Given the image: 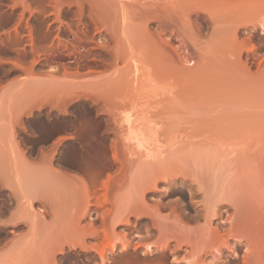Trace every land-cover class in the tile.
Wrapping results in <instances>:
<instances>
[{
    "label": "rangeland",
    "instance_id": "1",
    "mask_svg": "<svg viewBox=\"0 0 264 264\" xmlns=\"http://www.w3.org/2000/svg\"><path fill=\"white\" fill-rule=\"evenodd\" d=\"M62 2L59 4L64 5L62 20L71 22L75 29L77 20L82 18L80 22L88 27L86 36L80 33L83 42L75 51L70 45L61 44L60 47L57 44L59 32L65 39L72 40L74 36L54 15L57 4L54 0H0V33L3 34H0V173L4 172L5 178L1 176V180L5 182L7 177L9 181L17 178L15 166L19 163L21 166L27 159V163L45 159L57 168L70 169L85 178L79 179L84 196L81 225L84 230H81L77 241L62 244L64 253L57 254L56 260H52L58 264L99 263L101 259L96 252L71 250L70 247L80 245L83 237L88 245L101 241V237H94L91 230L105 228L109 232L113 230L109 246L115 243L120 250L126 241L124 238L128 237L131 241L127 252L110 255L111 264L121 255L135 254L134 246L138 244L141 248L137 254L141 258L155 259L164 255L165 264L211 263L215 258L213 248L220 247L218 244L222 243L212 233L215 228L223 234L230 229L229 218L240 217L241 213L245 215L248 211L264 213V34H261L260 28L253 33L254 44L258 46L256 51L243 49L240 43L253 24L264 21V0ZM24 8L27 10L22 16ZM79 8L84 11L80 19ZM30 10L37 12L30 16ZM93 20L103 27V31H95ZM28 24L34 27L37 44L47 49L39 57H34L32 53ZM16 25L19 32L14 31ZM235 29L239 30L238 38L234 35ZM109 48L118 56H114ZM186 48L188 51H185ZM137 53L149 61L146 63L152 67L156 83H160L156 86L165 89L159 94L160 100L156 96L154 99L150 97L152 102L147 101L150 105H156L158 101L153 110L154 119L161 128L160 141L168 147L172 146H164L166 150L162 148L163 153L155 159L143 156L135 146L128 145L120 128L122 118L132 110L134 103L140 101L130 73ZM33 58L36 64L32 71L27 72ZM189 60L197 64L190 68ZM18 62L26 66L27 71L20 68ZM64 63L70 71L79 70L81 74L64 73ZM89 69L93 72H87ZM84 92H90L96 98L93 101L81 98L73 102L67 108L69 116L62 113L61 107L54 108L57 103L53 98L79 97ZM25 96L32 100L16 108L15 101ZM104 108H109L114 118L110 117L111 112L109 118L107 114L98 115V112H104ZM31 113L33 117L28 118ZM49 117L53 118L54 125L61 127V132L43 136L37 125ZM89 129L92 132L87 131ZM68 134L75 136L76 141L71 155L67 153V143L61 139L54 144V148L48 149L51 140ZM114 140L117 141L120 162L113 159ZM99 156L102 158L99 159ZM78 167L83 169L77 170ZM216 169L221 173L218 184L238 202L239 209L222 205L221 217L214 219L212 206L216 201H210L196 191L191 179L200 172L208 174L207 187L212 188L209 184L216 185L212 174ZM94 171L100 172V178L97 176L93 180L89 176ZM107 174L113 180L110 190H107V202L99 208L97 193H104L99 188ZM141 178L146 181L139 191L137 205L141 207L140 213L158 204L157 213L163 224L169 231H182L186 235V245L178 247V239L174 237L167 249L143 256L147 243L156 242L159 234L157 229L152 228L151 219L133 216L132 225L120 223L112 228L121 200L131 188L139 185ZM9 181L6 183L9 184ZM1 182L0 255L8 244L36 239L38 224L49 214V204L45 199H35L31 204L19 191L13 193L19 187L16 182L10 188L16 189L13 192ZM87 187L91 190L88 196L85 195ZM104 212L106 222L102 223L100 215ZM23 214L30 219L27 225L17 224ZM96 216H99L98 220L93 219ZM31 220L33 224H30ZM261 222L264 224V220ZM137 232L144 236L149 233L150 237L136 238L134 235ZM165 240H157L158 245H163ZM228 240L229 246L236 242L235 238ZM243 242L245 244L237 248V257L229 246H221L222 256L216 264H244L243 257L248 253L246 248L249 243L246 240ZM201 259L204 261L201 262Z\"/></svg>",
    "mask_w": 264,
    "mask_h": 264
},
{
    "label": "bare ground",
    "instance_id": "2",
    "mask_svg": "<svg viewBox=\"0 0 264 264\" xmlns=\"http://www.w3.org/2000/svg\"><path fill=\"white\" fill-rule=\"evenodd\" d=\"M55 1V6H54V15L57 17V20H60L61 21V25L65 24L69 29V31L73 34V39L72 40H69L68 38L65 39L63 38L61 35H60V32L57 33V38H58V42L57 44H59L58 46L61 47V44H65L66 46L70 45L74 48V51L77 49H79L78 47L81 46L80 43L83 42V38L81 37V35H85L87 34L88 32V27H87V24H84L83 22H80V17H82L84 15V11H83V8H79V10L77 11V13L79 14L78 18L80 20H77L78 23H77V28L74 29V27H72V23L69 22V21H66V20H62L61 17V10H62V5H59V4H63L62 0H54ZM26 8H24V10L22 11L21 15L23 16L26 12ZM93 10V9H92ZM94 11V10H93ZM92 11V13H94ZM30 16L33 15L35 12L37 11H34V10H30ZM52 14V12H50ZM49 13V14H50ZM76 13V14H77ZM77 14V15H78ZM97 15V13H95ZM92 15V14H91ZM212 17V16H211ZM76 18V19H78ZM93 22H95L93 20ZM94 24V29L95 31L97 32H101L103 31V27L101 28V26H99V23H93ZM29 25V24H28ZM60 25V26H61ZM249 26V25H248ZM29 27V36H30V39H31V50H32V53L34 54V57L36 56H40L42 54V51H47V49L45 50L44 48H41V46H39L37 44V38L35 36V32H34V27H32L31 25L28 26ZM81 27V28H80ZM257 28H260L261 29V34H264V21H260V23L257 25V24H253L251 28H249L247 30V36L245 38H243L242 40H240V43L242 45V48L243 49H246V50H255L258 48V46L256 47V45L254 44V41H253V37H254V31H256L255 29ZM13 29V28H12ZM16 32H19L18 31V28H17V25L15 26L14 28ZM80 29V30H78ZM11 30V29H10ZM80 31V32H79ZM8 34L10 33V31H7ZM6 32V33H7ZM5 33V32H4ZM81 33V35H80ZM2 34V32L0 33ZM238 34H239V30L238 29H235L234 31V35L236 38H238ZM3 35V34H2ZM18 35V34H16ZM10 36V35H9ZM10 39V38H9ZM17 39V37L15 38ZM13 41V40H11ZM16 41V40H15ZM14 41V42H15ZM103 41V39L101 40ZM170 41V40H169ZM181 41L183 42V45L185 44L183 39L181 38ZM4 42V41H3ZM168 42V41H167ZM106 44V42H103ZM169 43V42H168ZM167 43V45H168ZM100 44V43H98ZM171 44V43H170ZM55 46V45H54ZM100 46V45H99ZM102 47L105 46L104 44L101 45ZM169 46H172V45H169ZM83 47V46H82ZM110 47V46H109ZM52 49V46L50 47L49 45V49ZM55 48V47H53ZM81 48V47H80ZM84 48V47H83ZM96 48V47H94ZM98 48V47H97ZM104 48V47H103ZM44 49V50H43ZM68 49V48H67ZM100 49V48H99ZM105 49V48H104ZM55 50V49H54ZM110 51V48L108 49ZM86 51V50H85ZM185 51H188V49L186 48ZM110 52H113V51H110ZM140 52V51H139ZM178 52V51H177ZM81 53V52H79ZM105 53V52H104ZM114 53V52H113ZM113 53L111 55H113ZM142 55H143V52L141 51ZM140 54H136L134 56V59H133V63H132V71L130 72L132 74V82L133 84L135 85V89H137L136 91H138V95H139V100L137 103H134L135 105L131 106L132 110L127 112L125 114V116L122 118V122H121V130H123V133H124V140L126 141V143L128 145H130L131 147L132 146H135L136 149L139 151H141L147 158H154L155 157L157 158L161 153L162 151V148L164 146H166L165 148H167L168 146L167 145H164L163 142L160 141V126L158 125L157 121L154 119V108H156V105L158 104V101L155 102L157 103L156 105H150L147 101L149 102H152V100L154 98H157L158 97H161L159 96L160 93H163L165 91V89H162V88H159L157 87L156 85H159L158 83H156V77L155 75H153L154 73H152V67L150 66V64L148 65L147 62H149L148 60H144L142 55ZM179 53V52H178ZM109 54V53H108ZM116 53H114V56H118L117 54L115 55ZM85 55V54H84ZM110 55V54H109ZM145 55V53H144ZM113 56V58H115ZM119 57H116V59H118ZM145 58H147L145 56ZM116 59H114V62L116 63ZM22 60V59H21ZM20 60V62H22ZM116 60V61H115ZM119 60V59H118ZM1 62V61H0ZM15 63V62H14ZM118 63V62H117ZM187 63V62H186ZM189 63V67H193L195 66L197 63L196 61L194 60H189L188 61ZM19 64V66H21L20 68L24 69L27 71V67L22 65L21 63H17ZM16 64V65H17ZM36 64V59L33 58V60L31 61V67H29L28 71L27 72H30L31 69H33V65ZM103 64V63H102ZM114 64V63H113ZM62 67V66H61ZM151 67V68H150ZM188 67V66H187ZM70 67L64 63L63 64V71L64 73H70V74H73V73H76V74H81V72L79 70H76V71H70L69 69ZM56 70V69H55ZM152 70V71H151ZM32 71V70H31ZM87 72H93V69H89ZM86 72V73H87ZM156 74V73H155ZM157 76V75H156ZM159 76V75H158ZM159 79V77H158ZM157 79V80H158ZM161 82V81H160ZM169 91V90H168ZM167 91V92H168ZM137 94V93H136ZM81 96L79 97H74V96H69V97H66V98H53L56 100V105L54 106V108H58V109H61L62 108V113H64V115L66 116H69L70 114L68 113V106L71 105L73 102L75 103L76 101H78L79 99L83 98L84 100L86 101H90L92 100L93 101V98L95 97L93 94H91L90 92H84L82 94H80ZM164 95V94H163ZM153 98V99H150ZM96 98V97H95ZM145 98V99H144ZM146 101H144V100ZM147 99H150V100H147ZM159 99V98H158ZM160 100V99H159ZM91 101V102H92ZM94 103V102H93ZM96 103V102H95ZM154 103V104H155ZM51 106V105H50ZM53 106V105H52ZM90 106V105H89ZM153 106H155L153 108ZM61 107V108H60ZM52 109H54L53 107H51ZM103 109V107H102ZM105 110H103L104 112H98L100 114H107V117L109 116L108 114L111 112L109 110V108H104ZM57 110V109H56ZM101 110V109H100ZM113 110V109H112ZM31 112V111H30ZM29 112V113H30ZM60 113V112H59ZM63 115V114H62ZM63 115V116H64ZM111 115L113 116L114 114L111 112L110 113V117ZM120 115V113H119ZM117 116V115H116ZM28 117V116H27ZM30 117H33L32 113L31 115H29L28 118ZM161 117V115H160ZM109 118V117H108ZM114 118V116H113ZM34 119V118H33ZM108 120V119H107ZM110 120V119H109ZM114 120V119H112ZM160 121V119H159ZM22 122V121H21ZM21 123L19 122V125ZM53 124V118L52 117H49V118H46V120L44 122H39L38 125H37V128H38V131L41 135L43 136H50V135H54L55 133L57 132H61V127L58 126V125H52ZM160 124H162L160 122ZM164 124V123H163ZM119 125H120V122H119ZM14 126V125H13ZM16 126V125H15ZM32 126V125H31ZM89 126V125H88ZM107 126V125H106ZM170 126V125H169ZM24 127V126H23ZM108 127V126H107ZM172 128V125L170 126ZM170 128V130H171ZM26 129V128H25ZM87 131H91L90 129L87 130ZM164 131V130H163ZM92 132V131H91ZM173 132V131H172ZM122 133V132H121ZM218 135V134H217ZM37 136V135H36ZM174 136V135H173ZM218 137V136H217ZM232 137V136H231ZM172 138V137H171ZM118 139V138H116ZM166 139V138H165ZM229 139V138H228ZM219 141V140H218ZM230 141H232L230 139ZM172 142V141H171ZM170 142V143H171ZM234 142V141H233ZM163 145H162V144ZM165 143H167L165 141ZM175 144V143H174ZM172 144V145H174ZM233 145V144H232ZM113 150H114V154H113V159L117 162H120V156L118 154V150H117V141L114 140V143H113ZM170 148L172 146H169ZM168 147V148H169ZM174 147V146H173ZM221 147V146H220ZM165 148H163L164 150H166ZM24 149V148H23ZM131 149V148H129ZM25 152H28L27 149H25ZM43 152V151H41ZM136 152V151H135ZM138 152V151H137ZM44 153V152H43ZM23 154V153H22ZM25 154V153H24ZM27 154V153H26ZM43 155V154H42ZM71 155V154H70ZM44 157L46 156L45 153L43 155ZM43 157V158H44ZM100 157V156H99ZM42 158V157H41ZM40 158V159H41ZM42 158V159H43ZM102 157H100L99 159H101ZM108 158V157H107ZM97 159V158H96ZM26 160V158H25ZM45 160V159H43ZM103 160V159H102ZM28 161V159H27ZM27 161L24 163H21L22 165L20 166L19 163L18 166H15L17 168H15V172L17 173V178L15 177L14 180L12 181H15L16 179V184L17 186H19L15 192H13L14 190L13 189H10L12 188V186L16 185L14 183V185L11 184V186L9 185L10 182L12 181H9L8 179H10L9 177H7L6 181H9V184L5 182H3L2 180L5 179L4 178V172L3 174L0 175V180L2 179L1 176H3V179L1 180L5 186L8 187L9 191L11 190L14 194L19 191L23 196L22 197H25L29 203L32 204L33 201L38 200L40 198H38V194L40 195H44V193H42L41 191L44 190V188H47L45 190V193L47 194V192H49L50 190H48L50 188V183L49 181H46V179L48 178L46 175L44 177V173L41 170V168L39 170L38 167H35V168H31L30 166L33 164L31 162H28ZM95 161V160H94ZM100 161V160H99ZM105 161V160H104ZM95 163V162H93ZM100 162H98L99 164ZM35 165V164H34ZM39 164L37 163L36 166H38ZM4 166V165H3ZM9 166V165H8ZM12 166V165H11ZM42 167V166H40ZM12 168V167H11ZM103 168V167H102ZM0 169H1V165H0ZM8 169V168H7ZM13 169V168H12ZM3 170V169H2ZM45 170V169H44ZM70 170V169H69ZM69 170H66V171H69ZM7 171V170H6ZM13 171V170H12ZM65 170H60V172L62 174H64L66 176V178H70V177H73V178H76L77 180H79L78 178L80 177H77V173L75 172H70L69 171V174H72L75 173V177L70 175V176H67L68 173L66 172ZM92 171V170H91ZM101 171V170H100ZM2 172V171H0ZM14 172V171H13ZM12 172V173H13ZM45 172V171H44ZM59 172V170H58ZM59 172V174H61ZM102 172V171H101ZM213 172V171H212ZM211 172V173H212ZM7 173V172H6ZM11 173V172H10ZM11 173V174H12ZM49 173V172H48ZM67 173V174H66ZM103 173V172H102ZM47 174V173H46ZM100 172H92V174H89V176L95 180V178L97 176H100L99 175ZM213 176H214V179L216 181V185L215 183L211 185V183L209 184V186H212V188H209L207 187V182L209 181H206V176L208 175H205V173H201L192 177V185L195 186V189L196 191H198L199 193H201L202 195H204V197H206L207 199L209 198L210 201L211 200H214L216 201L215 202V205L212 206L214 207V209L212 210V215H213V218L214 219H217V218H220L221 217V207L222 205H230L231 207H234L236 209H239L238 208V202L229 194L227 193V191H225L223 188L220 187V184H218V182H221L218 181V179H221V173H220V170H214V172L212 173ZM210 175V173H209ZM78 176H81L80 174ZM210 177V176H209ZM83 178V176H82ZM102 178V177H101ZM168 178V177H167ZM12 179V178H11ZM85 179V178H83ZM210 179V178H209ZM213 179V177H212ZM50 180V179H49ZM101 180V179H100ZM99 180V181H100ZM113 178L110 174H107L106 176V179H102L101 180V188H99L97 186V188L100 189V191L103 193L102 195L100 193H97L98 196H97V206H99V208L102 206L104 207V203L107 202V194L109 195V193L107 192L108 188L110 190V187H111V184H112V181ZM170 180V179H169ZM168 180V181H169ZM0 181V182H1ZM211 181V180H210ZM1 182V183H2ZM51 182V181H50ZM53 182V181H52ZM84 182V181H83ZM92 183H94V181H91ZM228 182V181H227ZM224 183V181H223ZM233 183V182H232ZM54 184V182H53ZM231 184V182H230ZM93 185V184H92ZM147 185V184H146ZM219 187H218V186ZM16 186V187H17ZM45 186V187H44ZM55 186V185H54ZM229 186V185H228ZM232 187V185H230ZM1 187V186H0ZM3 187V186H2ZM53 187V186H52ZM146 187V186H145ZM191 187V186H190ZM226 187V185H225ZM6 188V187H5ZM14 188V187H13ZM97 188L95 187L96 191H97ZM103 188V189H102ZM227 188V187H226ZM43 189V190H42ZM57 189V188H56ZM55 189V190H56ZM98 189V190H99ZM102 189V190H101ZM108 190V191H109ZM228 190V188L226 189ZM57 191V190H56ZM55 191V192H56ZM59 191V190H58ZM51 192H52V189H51ZM49 192V194L51 193ZM54 192V191H53ZM52 192V193H53ZM54 192V193H55ZM90 192L91 190L89 189V187L86 188V196L90 195ZM195 192V191H194ZM194 192H188L189 194H193ZM230 192V191H229ZM18 193V192H17ZM51 193V194H52ZM57 193V192H56ZM227 193V194H225ZM12 194V193H10ZM20 194V195H21ZM44 195L42 197V200L45 199V196H47L46 199H50L47 195ZM50 194V195H51ZM94 194V193H93ZM100 194V195H99ZM235 194V193H233ZM19 195V194H18ZM13 197V195H11ZM16 196V195H15ZM191 196V195H190ZM230 196V197H229ZM20 197V196H19ZM56 197V196H55ZM17 198V196H16ZM24 199V198H23ZM45 199V200H46ZM25 200V199H24ZM51 200V199H50ZM88 202V201H87ZM27 203V202H26ZM46 203V202H45ZM89 203V202H88ZM87 203V204H88ZM47 204V203H46ZM47 206V205H46ZM51 206V205H49ZM52 207V206H51ZM140 206L137 205V202L133 201L131 202L127 209H126V212H123L122 214H117L114 216V222H113V225H112V228H115L116 225L118 224H127V225H132L131 223V217H137L138 219H141V218H149L151 219L152 221V225H153V229H157L159 231V234H158V237L156 236V242L155 241H152L151 243H147L146 247L147 249L142 251V255L143 256H147V255H153L155 253H158L160 251H163L165 249H167V247L169 246V242L174 239V237H176L178 239V247H182L183 245H186L187 243V240L185 238V234L182 232V231H177V232H173V231H169V229H167V227L163 224V222L161 221V218L160 216L158 215L157 211L159 208V205L156 204L153 208L149 207L147 208L146 210H143L145 211L144 213H140ZM43 210V208L41 209ZM120 212V211H119ZM245 212V210L243 211ZM253 213V214H252ZM105 212L102 213L100 215V218L102 219V223L106 222L104 221L105 220ZM25 214H23L22 218L19 217V220L17 221V224H24L27 225V223H29L28 219H26L24 217ZM21 216V215H20ZM29 216V215H28ZM212 219V218H211ZM262 220H264V213L260 212V213H255V212H247L245 215H240V217H236L233 216L231 218H229V225H230V229L226 232V233H223L221 234V231L218 229V228H215L214 232V236H218L220 238V244H218V246L220 245V247H214L213 248V251L216 253H214V260L211 261V263H207V264H216L218 262L219 259H221L220 257L222 256V249H221V246L224 247L225 246H229L227 241H229L228 239L229 238H235V243H233L231 246H229V249L232 251L233 255H235V257H237V255H239L238 251H237V248L238 246H240L241 244H245L243 242V240H246L248 243H249V247L246 248V252H248L247 254L245 253V256L243 257V262L244 264H264V224L261 222ZM32 221V220H31ZM227 221V220H226ZM223 222V221H222ZM261 222V223H260ZM30 224H33V221L32 223L30 222ZM105 226V225H104ZM150 226V225H149ZM105 228V227H103ZM151 228H147V230H150ZM92 231V234L95 236H98V237H101V241H95L94 244L92 243V245H88L86 244L85 242V238L83 237L82 238V241L80 243V245H72L70 248L71 250H81V251H85V252H91V251H94L97 253V255L99 256L98 258L101 259V261L98 263V262H95V264H111L113 261H112V258H110V255L111 254H115V253H118V252H127L129 250V248L131 247V241L130 239L127 237V238H124L126 239L125 242H123V245L122 247L120 248V250L118 249V247L115 245V243L112 245V246H109V240L111 239V234L110 232L113 231L111 230L110 232L107 230V228L105 229H102V230H91ZM226 231V230H225ZM149 234V233H148ZM145 235L147 237H150L149 235ZM152 235V233H150ZM92 236V235H91ZM136 238H144L145 236L144 235H141V233L137 232L135 235H134ZM215 236V237H216ZM125 237V235H124ZM145 237V238H147ZM99 239V238H97ZM160 239H166L165 242L163 243V245H158L157 243V240H160ZM108 242V243H107ZM219 242V241H218ZM243 242V243H242ZM157 243V244H156ZM247 243V244H248ZM222 244V245H221ZM58 245V244H57ZM54 246V245H52ZM158 246V247H157ZM140 245H135L134 246V250H135V254H132L131 256L129 255H121V257L119 258V260L115 261L114 264H165V256L164 255H160L158 257H155V259H148V258H141L138 254H137V250L139 249ZM145 247V248H146ZM56 248V247H55ZM54 248V249H55ZM63 245H59L55 250H52L51 251V255H50V259L48 260H42V261H37L36 263L37 264H56L57 262L56 261H52V260H56V256L57 254L61 253L63 254L64 253V249H63ZM141 248V247H140ZM157 248V249H156ZM51 249V248H49ZM109 249V250H108ZM210 249V248H209ZM239 249V248H238ZM205 250V249H204ZM203 250V251H204ZM207 250V249H206ZM49 251V252H50ZM209 251V250H208ZM211 252V251H210ZM208 252V253H210ZM33 253V252H32ZM206 253V251H205ZM50 254V253H49ZM163 254V253H162ZM33 255V254H32ZM113 256V255H112ZM111 256V257H112ZM31 257V256H29ZM32 258V257H31ZM31 260V259H30ZM33 262H35L36 260H34V257H33ZM31 260V261H32ZM91 260V259H89ZM88 259L86 261H89ZM203 259H201V262H202ZM53 263H52V262ZM204 261V260H203ZM40 262V263H39ZM36 263H33V264H36ZM58 264V263H57ZM87 264V263H86ZM204 264V263H202ZM206 264V263H205Z\"/></svg>",
    "mask_w": 264,
    "mask_h": 264
},
{
    "label": "crops",
    "instance_id": "3",
    "mask_svg": "<svg viewBox=\"0 0 264 264\" xmlns=\"http://www.w3.org/2000/svg\"><path fill=\"white\" fill-rule=\"evenodd\" d=\"M31 100H32L31 97L28 96L19 98L15 101V106L16 108H19L20 106L29 103ZM58 140L59 139H57V142ZM30 162L33 163L30 166L31 168L38 167L37 170L41 168L40 171L44 173V177L45 175L48 177L46 181H49L50 183V188L48 189L50 190L49 192H51L52 189V192L53 191L55 192L57 190L56 191L57 193L51 192L52 194L50 193L51 194L50 195L49 192H47L51 200L46 199L47 196H45L46 199L45 201L52 207L48 205L49 208L48 216L38 224L39 235L37 236V238L30 242H23L19 244H8V246L4 248L3 254L0 255V264H14V263L33 264L36 263L37 261L48 260L50 259V255L52 253L51 251L55 250L59 245H62L65 242L77 241L81 237L82 234L81 230H84L83 227L81 226L83 225L82 212L84 207V196L79 186V180L73 177L66 178L64 174L62 173L59 174L60 170H65V169H60L55 167L52 162H48L44 160L43 161L36 160ZM37 163L39 164L38 166H36ZM76 169L82 170L83 168L78 167ZM66 172L68 173L67 176L72 175L69 174V171ZM74 174L75 173H73L72 176L75 177ZM78 175L79 174L77 173L76 176L80 177L78 179H82V175L81 174H80L81 176ZM52 181L54 182V184ZM145 181H146L145 178L143 179L141 178L139 180V185L136 184L134 188H131L128 191L126 197L123 200H121L122 204L120 205V210H119L120 212L119 211L117 212L118 215L121 214L123 211H125L131 202L133 201L137 203L139 202V191L143 186V182ZM45 189L47 188H44V190ZM44 190L41 192L44 193L45 195L46 194L45 191L47 190L45 191ZM44 195L38 194V198L39 196L42 197ZM41 199L42 198H39L38 200ZM1 249L2 248H0V250ZM29 256H31L32 258ZM33 257L34 260H36L35 262H33L32 260Z\"/></svg>",
    "mask_w": 264,
    "mask_h": 264
},
{
    "label": "flooded vegetation",
    "instance_id": "4",
    "mask_svg": "<svg viewBox=\"0 0 264 264\" xmlns=\"http://www.w3.org/2000/svg\"><path fill=\"white\" fill-rule=\"evenodd\" d=\"M57 139H61L63 143H67L66 145V149H67V153L70 154V153H73V144L76 143V141L74 140L75 139V136H72L70 134L68 135H62V136H58L56 139L54 140H51L50 143H49V146H48V149L51 150L52 148H54V144L57 143ZM94 220H98L99 219V216H96L93 218ZM102 230V229H100Z\"/></svg>",
    "mask_w": 264,
    "mask_h": 264
}]
</instances>
